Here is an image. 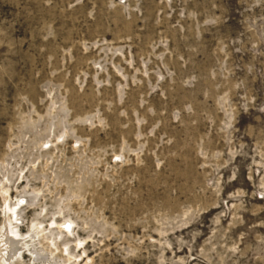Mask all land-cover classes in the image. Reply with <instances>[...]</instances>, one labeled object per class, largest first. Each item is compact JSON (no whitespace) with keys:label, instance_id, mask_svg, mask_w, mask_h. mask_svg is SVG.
Instances as JSON below:
<instances>
[{"label":"rangeland","instance_id":"1","mask_svg":"<svg viewBox=\"0 0 264 264\" xmlns=\"http://www.w3.org/2000/svg\"><path fill=\"white\" fill-rule=\"evenodd\" d=\"M0 264H264V0H0Z\"/></svg>","mask_w":264,"mask_h":264}]
</instances>
